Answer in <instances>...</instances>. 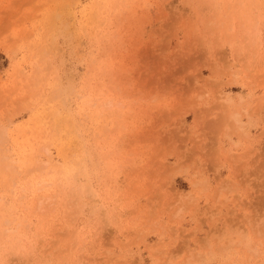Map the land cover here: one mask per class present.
Instances as JSON below:
<instances>
[{"label": "rangeland", "instance_id": "1", "mask_svg": "<svg viewBox=\"0 0 264 264\" xmlns=\"http://www.w3.org/2000/svg\"><path fill=\"white\" fill-rule=\"evenodd\" d=\"M0 264H264V0H0Z\"/></svg>", "mask_w": 264, "mask_h": 264}]
</instances>
